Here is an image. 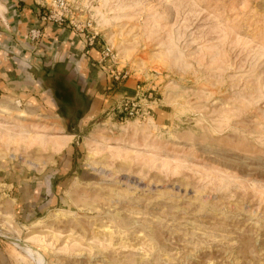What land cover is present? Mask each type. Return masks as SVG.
<instances>
[{"label": "rangeland", "instance_id": "1", "mask_svg": "<svg viewBox=\"0 0 264 264\" xmlns=\"http://www.w3.org/2000/svg\"><path fill=\"white\" fill-rule=\"evenodd\" d=\"M67 1L133 93L0 94V264H264V0Z\"/></svg>", "mask_w": 264, "mask_h": 264}, {"label": "crops", "instance_id": "2", "mask_svg": "<svg viewBox=\"0 0 264 264\" xmlns=\"http://www.w3.org/2000/svg\"><path fill=\"white\" fill-rule=\"evenodd\" d=\"M45 17L44 0H0L1 95H26L28 87L33 86L42 95L48 90L62 97L67 92L64 87L43 86L75 85L77 98L88 101L87 115L133 93L129 81L115 85L109 81L110 76L99 65L100 54L88 45L85 34ZM32 29L41 31L36 43L28 38Z\"/></svg>", "mask_w": 264, "mask_h": 264}, {"label": "built area", "instance_id": "3", "mask_svg": "<svg viewBox=\"0 0 264 264\" xmlns=\"http://www.w3.org/2000/svg\"><path fill=\"white\" fill-rule=\"evenodd\" d=\"M46 4V19L58 25L68 24L72 28L80 31L81 33H86V40L89 46H91L96 38V34L89 32L92 28V22L90 20L85 23L79 24L74 22L73 13L74 8L67 0H44ZM89 30V31H88ZM41 37V31L39 29H32L29 31L28 38L32 42H38ZM113 54L109 48H104L100 54V62L103 63L105 60H112ZM99 62V63H100ZM108 73L114 78V80L125 79V74H119L111 70ZM120 113L124 114L127 118H145L150 114V110L147 111L141 108V106L136 102L135 99H124L119 104Z\"/></svg>", "mask_w": 264, "mask_h": 264}, {"label": "trees", "instance_id": "4", "mask_svg": "<svg viewBox=\"0 0 264 264\" xmlns=\"http://www.w3.org/2000/svg\"><path fill=\"white\" fill-rule=\"evenodd\" d=\"M67 92H65V93H62V95H65Z\"/></svg>", "mask_w": 264, "mask_h": 264}]
</instances>
